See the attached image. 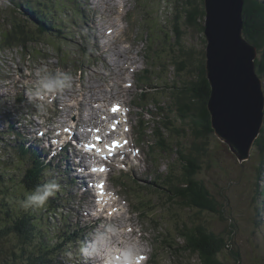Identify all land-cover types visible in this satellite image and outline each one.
<instances>
[{"label": "rangeland", "instance_id": "1", "mask_svg": "<svg viewBox=\"0 0 264 264\" xmlns=\"http://www.w3.org/2000/svg\"><path fill=\"white\" fill-rule=\"evenodd\" d=\"M9 6L10 0H0V34L5 30L6 19L10 16ZM59 6L61 9H54L53 14H56L63 31L67 33L66 39L57 41L44 36L36 42L28 43L27 52L31 57L25 55L26 51L21 47L0 46V219L7 208L23 209L20 206L21 201L34 192H28L20 186L19 181L25 168L30 164V153L22 158L19 154L18 146L21 144L28 150H38L39 160L53 168L52 171L48 169V177L52 175L56 183L59 182L61 187H65L64 190L60 189L55 197V202L63 205L64 210L58 208L51 212L44 207L39 208L42 222H47L45 226L50 235L63 227L66 221L71 227H76L79 234L82 232L79 229L83 230V241H86L104 222L112 221L122 225L121 234L124 238L138 241L141 250L145 251L146 260L143 264H179L178 260L197 264L198 259L195 255H185L188 260L181 256L178 258L163 242L165 237L167 239L165 234L172 231L175 223L179 220L187 223L191 220L202 221L214 232H220L225 227V230H228L230 224H234L235 229L230 234L232 235L230 245L232 249L239 248L241 251V263L264 264V210L260 217L261 228H256L255 232L251 233L257 204L253 197L256 188L255 164L258 163L254 146L250 148L247 160L242 162L214 133L207 137L209 157L201 163V170L197 176L214 198L224 204V220H220L217 214L210 211H203L196 218L195 209L181 210L164 194L161 197L152 196L142 189L143 185H148L156 178L157 173L165 175L169 163L173 164L176 156L174 151H161L156 146L152 150L153 154L148 156L147 150L149 151V146L155 138L152 131L155 123L151 121V115L146 111L148 109L155 111V107L148 101L141 112L137 107L139 101L136 99L140 85L137 74L142 73V68L154 71L149 77L151 81L159 85L163 83L162 80L156 79L159 67L150 66L151 60L146 57L144 51L152 46L153 50L157 49L158 58L159 55L162 58H170L173 54L167 45L175 42L172 30L175 22L173 0H61ZM145 20L152 30L150 36L147 30L141 29L142 21L146 27ZM177 22L184 30L182 37L184 47L192 50L187 68L180 71L177 79L196 80L199 61L205 62V37L203 32L186 26L183 15ZM163 44H166L163 46L165 50H160ZM172 47L177 48L175 45ZM174 51L176 53V50ZM41 67H47L53 74L59 71L72 75L73 86L60 94L48 97L45 101L35 96L30 99V94L35 91V73ZM189 68L192 69V74H189ZM173 76L176 77L172 66L162 74V77L168 80ZM260 78L264 91V75ZM126 83L131 85L127 86ZM167 99L165 97L166 101ZM118 101H123L129 106L131 137L137 141L136 145L140 148L141 154L134 159L136 162L134 167L127 166L124 171L118 170L116 160H110L108 163L110 167L104 169L108 170L107 175L102 174V177H108L105 190H96L92 187L87 192L97 191L99 195L89 198L88 194H81L86 191L83 187L87 186L83 183V178H79L81 161L74 155V148L67 147L70 144L69 140L72 139V133L58 132L67 140L64 147H61L63 151L59 150V146L52 150L51 146L56 142L54 140L51 142L49 138L57 135L52 133L55 127L60 131L61 127L68 124L82 127L80 124L82 123L86 124L89 130L85 134V138L89 139L93 128H103L100 125L104 120L102 113ZM140 113L143 120L148 122L142 132L138 127ZM170 115H173L172 112ZM51 120L54 122L53 125L47 127ZM109 121L110 119L103 121L104 126L108 125ZM177 125L179 126L180 122H177ZM185 127L186 136L173 135L170 140L180 138L185 142L190 141L192 137L188 125ZM40 130L43 131L42 135H39ZM46 130L47 135L44 133ZM82 130L84 129L77 130L78 139L82 136ZM16 132L19 133L18 136H15ZM173 148L175 150V145ZM82 151L86 157L94 158L89 157L87 151ZM76 163L78 166L74 165ZM57 170L59 174L55 172ZM263 170L259 171V177L260 185L264 188ZM121 184H125L127 189ZM133 188H139L138 193L133 191ZM137 195L141 200L151 198L153 209L149 210V206L144 204L143 207L147 208L144 214L136 210ZM63 196L68 197V200H61ZM104 200L105 208L100 211L96 207H101ZM102 212H106L107 216L98 219ZM56 240L57 238L53 237L51 243H55ZM35 242L36 239L33 243ZM4 244L3 248L7 249L4 254L6 257L8 252L11 255V252L19 247L14 237L11 238V242ZM78 245L79 243H73L65 246V251L57 257L58 261L61 264H93L78 254ZM68 252H72L73 256L66 257ZM226 257L224 264H238L228 250Z\"/></svg>", "mask_w": 264, "mask_h": 264}, {"label": "trees", "instance_id": "2", "mask_svg": "<svg viewBox=\"0 0 264 264\" xmlns=\"http://www.w3.org/2000/svg\"><path fill=\"white\" fill-rule=\"evenodd\" d=\"M60 2L61 0H10L8 7L10 16L6 19L5 30L0 34V46L2 48L21 47L23 51H26L25 55L31 57V54L27 52L28 43L36 42L44 36L57 41L66 39L67 33L63 31V26L59 23L56 14H53L54 9H61ZM173 2L175 7L172 6V10L175 11L173 12V14L175 13V22L172 30L175 42L167 44L173 54L170 55V58H162L160 55L158 58L157 49L153 50L152 46L144 51L146 57L151 60L150 66L159 67L156 79L162 80L163 83L159 85L151 81L149 77L154 74V71L144 68L142 73L137 74V81L140 85L136 99L139 101L137 106L141 109L148 101H151L155 107V111L151 109L146 111L151 115V121L155 123L152 130L155 138L149 146V155L153 154L152 150L156 146L161 151H174L176 156L173 164L169 163L165 175L157 173L156 178L152 179L148 185H143L142 189L152 196L161 197L164 194L181 210L195 209L196 218L203 211H210L217 214L220 220H224V204L214 198L204 182L197 176L201 170V163L209 157L207 137L213 133L207 110L210 86L205 76L204 63L199 61L196 80L183 79L181 81L177 79L180 71L187 68V63L192 56V50L186 49L182 43L184 30L178 24L177 19L183 15L186 26L203 32L202 0H178L177 3L176 0H173ZM242 18L243 36L259 52V57L255 60V69L261 77L264 75V0H244ZM145 22L146 27L142 21L141 29L142 31L147 30L150 36L152 30L146 20ZM165 36L167 37V33ZM164 45L166 44L161 45L160 50H165ZM172 45L177 48H173ZM57 49L59 53L62 52L59 47ZM169 66L173 67L176 75L171 80L162 77L163 72L168 71ZM188 72L192 74V69L189 68ZM165 97L168 98L167 101ZM142 116L140 113L138 118L140 132L148 124ZM177 122H180L179 126ZM186 124L192 139L186 142L180 138L171 141L170 137L173 135L186 136L184 135L187 131ZM14 134L18 136L19 133ZM173 145H175V150ZM253 146L257 151L258 163L255 164L256 170L254 171L256 188L253 197L257 204L251 233H254L256 228H261L260 217L264 210V188L260 185L261 178L259 177V171L264 169V126L261 127L260 134L255 139ZM18 150L21 158L30 153V164L25 168L19 181L23 189L28 192L35 191L44 183L55 181V177L47 175L48 169L52 171L53 168L50 167V164L39 160L38 150H28L25 145L21 144L18 146ZM55 172L59 174L58 170ZM59 185L60 189L64 190L65 187H61V183ZM138 189L133 188L132 190L138 193ZM59 191L55 196L49 198L44 209H49L51 212L58 208L64 210L63 205L55 202ZM137 199L136 210L141 211V214L147 210L143 207L144 204L149 206V210L153 209L151 198L145 200L142 198L141 200L137 195ZM61 200H68V197L63 196ZM42 220V214L36 208L27 210L7 208L4 210V216L0 219V264H61L57 257L65 251V246L83 241V230L80 229L79 231L82 232L79 234L76 227H71V224L66 221L63 227L50 235L45 226L47 222L43 223ZM230 226L228 230H225V227L220 232H214L202 221L191 220L190 223H187L184 220H179L175 223L172 231L165 234L167 239L165 237L163 242L178 258L181 256L188 260L185 255H195L198 259L197 264H224L227 260V250L238 264H242L240 261L241 251L239 248L232 249L230 245L232 238L230 234L235 229L234 224H230ZM12 237L16 238L19 247L16 251H12L11 255L8 252L6 257L4 254L7 249L3 248L4 242H11ZM53 237L57 238L55 243H51ZM35 239L36 242L33 243ZM178 262L179 264H188V261L184 263L178 260ZM153 263H155L154 258Z\"/></svg>", "mask_w": 264, "mask_h": 264}, {"label": "water", "instance_id": "3", "mask_svg": "<svg viewBox=\"0 0 264 264\" xmlns=\"http://www.w3.org/2000/svg\"><path fill=\"white\" fill-rule=\"evenodd\" d=\"M244 0H203L207 110L213 133L239 161L249 157L264 121L257 49L242 33Z\"/></svg>", "mask_w": 264, "mask_h": 264}, {"label": "clouds", "instance_id": "4", "mask_svg": "<svg viewBox=\"0 0 264 264\" xmlns=\"http://www.w3.org/2000/svg\"><path fill=\"white\" fill-rule=\"evenodd\" d=\"M35 91L30 94L45 101L48 97L62 93L73 86V77L64 72L51 73L47 67H41L36 73ZM60 185L55 181H48L36 188L21 201V207L42 208L50 197L56 195ZM122 225L112 221L104 222L89 239L79 243L78 254L93 264H137L141 255V247L138 241L122 236ZM73 253H66V257H72Z\"/></svg>", "mask_w": 264, "mask_h": 264}, {"label": "bare ground", "instance_id": "5", "mask_svg": "<svg viewBox=\"0 0 264 264\" xmlns=\"http://www.w3.org/2000/svg\"><path fill=\"white\" fill-rule=\"evenodd\" d=\"M82 126H83V124L82 123H80ZM59 150H62L63 151V149L60 147L59 148ZM88 152V155H89V157H95V156H92L91 154H93V153H91L90 151H87ZM77 160H80L79 158L77 159ZM81 161V160H80ZM80 165H81V163H79ZM74 165H77V163L76 164H74ZM68 166V165H67ZM78 166V165H77ZM72 177V176H71ZM70 177V178H71ZM86 177H87V175H86ZM79 178H83V183L86 185L87 183H86V181H85V179H84V177L83 176H81V175H79ZM86 191H88V190H86ZM80 230V229H79Z\"/></svg>", "mask_w": 264, "mask_h": 264}, {"label": "snow or ice", "instance_id": "6", "mask_svg": "<svg viewBox=\"0 0 264 264\" xmlns=\"http://www.w3.org/2000/svg\"><path fill=\"white\" fill-rule=\"evenodd\" d=\"M113 111H118V108L114 107ZM100 171H103V169H100Z\"/></svg>", "mask_w": 264, "mask_h": 264}]
</instances>
